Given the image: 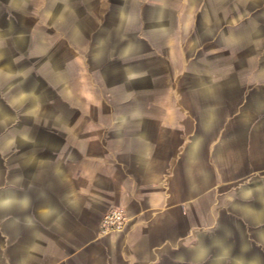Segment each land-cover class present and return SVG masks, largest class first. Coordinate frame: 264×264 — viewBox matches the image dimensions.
Masks as SVG:
<instances>
[{
    "label": "crops",
    "instance_id": "crops-1",
    "mask_svg": "<svg viewBox=\"0 0 264 264\" xmlns=\"http://www.w3.org/2000/svg\"><path fill=\"white\" fill-rule=\"evenodd\" d=\"M0 264H264V0H0Z\"/></svg>",
    "mask_w": 264,
    "mask_h": 264
},
{
    "label": "built area",
    "instance_id": "built-area-1",
    "mask_svg": "<svg viewBox=\"0 0 264 264\" xmlns=\"http://www.w3.org/2000/svg\"><path fill=\"white\" fill-rule=\"evenodd\" d=\"M128 220L129 218L123 209L111 208L102 216L101 231L104 234L122 231Z\"/></svg>",
    "mask_w": 264,
    "mask_h": 264
},
{
    "label": "clouds",
    "instance_id": "clouds-1",
    "mask_svg": "<svg viewBox=\"0 0 264 264\" xmlns=\"http://www.w3.org/2000/svg\"><path fill=\"white\" fill-rule=\"evenodd\" d=\"M2 203H3V205L6 206V205H8L10 203V201H3Z\"/></svg>",
    "mask_w": 264,
    "mask_h": 264
}]
</instances>
